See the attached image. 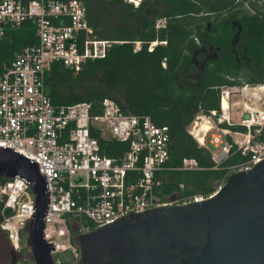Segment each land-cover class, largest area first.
<instances>
[{
	"label": "built area",
	"instance_id": "1",
	"mask_svg": "<svg viewBox=\"0 0 264 264\" xmlns=\"http://www.w3.org/2000/svg\"><path fill=\"white\" fill-rule=\"evenodd\" d=\"M124 1L138 7L142 0ZM26 22L36 26L38 42L24 47L10 64H0V146L25 154L46 177L50 205L43 234L54 247V258L71 251L78 259L75 236L115 220L149 209L206 201L218 194L222 186L208 197L171 200L159 196L155 176L169 158L170 129L157 125L150 116L124 113L112 99L103 101L101 114H92L91 105L85 102L61 107L52 104L45 84L52 64L62 63L78 72L87 61L103 59L114 45L123 43L95 33L87 22L83 1L0 0V41L8 30ZM156 44L152 43L149 51ZM207 117L213 121L212 127L203 130L199 126L200 113L188 131L205 148L212 130L226 137L225 141L212 137V144L220 148L218 154L211 153L216 164L229 157L232 144L243 155L251 154L232 173L249 171L264 160V141L256 140L264 128V110L249 107L234 124L229 91H225L220 112L212 111ZM231 127H242L245 132ZM95 135L126 144L128 149L120 156H107ZM197 166L195 160L183 161V169ZM0 201V229L20 250L27 245L35 196L26 181L5 179L0 180ZM56 264H61L59 259Z\"/></svg>",
	"mask_w": 264,
	"mask_h": 264
},
{
	"label": "trees",
	"instance_id": "2",
	"mask_svg": "<svg viewBox=\"0 0 264 264\" xmlns=\"http://www.w3.org/2000/svg\"><path fill=\"white\" fill-rule=\"evenodd\" d=\"M80 1L87 7L88 24L100 38L123 43L114 45L105 58L87 61L78 72L62 63L52 64L45 80L52 104L61 107L85 102L91 105L92 114H101L103 101L112 99L124 113L147 115L157 125L168 126L169 158L155 176L159 196L213 194L233 174L232 169L247 162L251 154L243 155L232 144L229 157L216 164L188 127L200 113L209 116L212 111L220 112L222 87L264 85V72L259 71L264 69V0H142L138 7L124 0ZM158 20L165 21L162 27L157 28ZM232 21L241 25V40L260 68L241 69L235 61ZM37 42L36 26L31 22L8 30L0 41V64H10L24 47ZM136 43L141 44L139 49ZM152 43L159 44L149 51ZM210 47L221 49L223 61L208 63L199 89L182 88L177 79L181 70L189 65L195 51ZM231 130L245 132L242 127ZM95 136L107 156L117 157L128 149L126 144ZM256 140L264 141V128ZM185 159L195 160L197 168L183 169ZM2 211L0 201V225ZM58 259L61 264L79 261L71 251L58 255L55 261Z\"/></svg>",
	"mask_w": 264,
	"mask_h": 264
},
{
	"label": "water",
	"instance_id": "3",
	"mask_svg": "<svg viewBox=\"0 0 264 264\" xmlns=\"http://www.w3.org/2000/svg\"><path fill=\"white\" fill-rule=\"evenodd\" d=\"M0 178L29 184L27 246L35 264H56L43 234L50 189L37 163L0 146ZM75 239L82 264H264V160L231 174L211 199L142 211Z\"/></svg>",
	"mask_w": 264,
	"mask_h": 264
},
{
	"label": "flooded vegetation",
	"instance_id": "4",
	"mask_svg": "<svg viewBox=\"0 0 264 264\" xmlns=\"http://www.w3.org/2000/svg\"><path fill=\"white\" fill-rule=\"evenodd\" d=\"M232 29L234 34L231 39V51L238 66L241 69H254L255 67L260 68L256 63L253 62V60L250 59L248 55V49L241 40V25L237 21H232ZM221 52L222 51L220 48L213 50L212 47L202 48L195 51L189 65L181 70L180 75L177 78L183 83L182 88L199 89L202 86L203 76L205 75L208 63L210 61H223ZM165 66L167 67L168 65L165 63ZM259 71L262 73L264 72V69L260 68ZM74 243L78 250H80L76 239H74ZM26 247L28 248L27 245H24L20 250H16L13 244L9 241L6 233L0 229V264H26L27 261L28 264H35L31 250L29 254H26ZM77 260H79L78 264H82L81 251L79 252V257Z\"/></svg>",
	"mask_w": 264,
	"mask_h": 264
},
{
	"label": "rangeland",
	"instance_id": "5",
	"mask_svg": "<svg viewBox=\"0 0 264 264\" xmlns=\"http://www.w3.org/2000/svg\"><path fill=\"white\" fill-rule=\"evenodd\" d=\"M164 23H165V21H162V20H158V22H157V24H159L160 27H162L164 25ZM157 44H159V43H157ZM135 47H136V49H139L141 47V44L136 43ZM262 87L264 88V85H249L246 83H242L241 87H222L221 88V90H220V104H221V98H222V95L224 94V92L229 91L230 115H231V122L232 123H234V124L238 123L241 115L249 107L259 108L261 110H264V90L259 89ZM198 122L200 123L199 126L204 125L207 127L208 126L212 127L214 125L213 121H211L205 115H203V118L199 119ZM188 129L192 131V126H189ZM213 135L220 136V138L223 141L226 140V137L223 136L220 132H218L216 130H212L207 136V142H206L207 149L211 153L218 154L220 152V148L219 147L217 148L212 144ZM233 137L238 138L235 135H233ZM75 227H76V225H74V228ZM75 238H76V236H75ZM29 253H30V249L28 247L26 250V254H29Z\"/></svg>",
	"mask_w": 264,
	"mask_h": 264
},
{
	"label": "bare ground",
	"instance_id": "6",
	"mask_svg": "<svg viewBox=\"0 0 264 264\" xmlns=\"http://www.w3.org/2000/svg\"><path fill=\"white\" fill-rule=\"evenodd\" d=\"M260 90H264V88L262 87V88H259ZM227 98H226V96H224V107H227ZM204 120V119H203ZM205 123V122H204ZM200 124V123H199ZM202 126H204V125H202ZM208 127L207 126H204L202 129L203 130H205V129H207Z\"/></svg>",
	"mask_w": 264,
	"mask_h": 264
}]
</instances>
